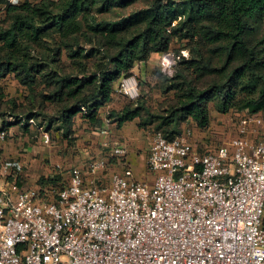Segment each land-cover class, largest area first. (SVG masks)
<instances>
[{
    "label": "built area",
    "instance_id": "2783aa9c",
    "mask_svg": "<svg viewBox=\"0 0 264 264\" xmlns=\"http://www.w3.org/2000/svg\"><path fill=\"white\" fill-rule=\"evenodd\" d=\"M21 1L0 0V14ZM180 52L160 56L163 75L188 58ZM114 95L139 98L133 71ZM229 121L236 134L212 146L191 131L170 140L156 132L149 181L128 161L106 176V157L71 167L65 185L21 190L12 180L21 163L1 162L0 264H264V123L245 112ZM6 137L0 130V144ZM127 155L116 145L108 157Z\"/></svg>",
    "mask_w": 264,
    "mask_h": 264
},
{
    "label": "trees",
    "instance_id": "16d2710c",
    "mask_svg": "<svg viewBox=\"0 0 264 264\" xmlns=\"http://www.w3.org/2000/svg\"><path fill=\"white\" fill-rule=\"evenodd\" d=\"M174 41L183 42L188 58L166 77L172 103L153 112L128 102L109 111L112 124L140 119L170 140L183 122L207 129L210 104L221 115L245 112L264 121V0H22L0 14V80L13 74L28 106L19 115L10 99L0 120L15 121L0 130L17 124L27 132L29 120H40L69 138L78 114L100 127L98 111L120 80L171 51ZM56 180L41 178V189Z\"/></svg>",
    "mask_w": 264,
    "mask_h": 264
},
{
    "label": "rangeland",
    "instance_id": "374dc122",
    "mask_svg": "<svg viewBox=\"0 0 264 264\" xmlns=\"http://www.w3.org/2000/svg\"><path fill=\"white\" fill-rule=\"evenodd\" d=\"M183 46V42L174 41L171 51L173 53L178 51V54L181 53L179 51H187ZM148 67L149 73L146 72L148 73L146 75L139 74L137 70L135 72L139 84V98L137 100L143 102L153 112H159L172 103L175 89L171 88L172 86L168 80L170 77L166 78L167 76L161 73L159 62H152ZM0 94L3 97L0 101V110L7 111L8 101L13 99L17 105V113L23 115L21 113L24 111L25 106H28L25 98L27 92L14 78L13 74H8L0 80ZM118 97L125 103L131 102L121 96ZM233 113L235 112L221 115L214 111L213 105L210 104L211 122L207 129L199 130L189 121L182 123L180 131L181 133L191 131L193 141L202 140L206 145L212 146L228 142L236 134L234 125L229 121V116H232ZM260 119L264 123L261 117ZM14 121L15 118L4 116L0 120V125L1 123L11 124ZM39 121L34 120L27 132L20 129L17 124L4 128L7 137L0 144V163L5 160L21 163L19 170H22V174H20L19 179L21 182L23 181V185L25 183L24 173L25 175L27 173L32 174L34 179L43 175L44 177L53 175L57 179L55 183L58 185L56 187L65 185L71 167H83L92 159L106 157L108 158V164L104 174L109 176L112 172L122 168L123 163L129 160L131 151L139 157V160L141 159L137 164V171L141 179L149 181L148 179L152 177L146 168L145 162L151 139L156 133L153 125L141 126V120L135 119L126 122L120 129L115 124L109 129L106 127L107 134L101 135L100 130L102 127L90 125L83 127L81 123H78L74 127L73 134L66 138L61 132L53 129L46 131L45 126H39V123H41ZM44 132L48 133V139L42 137ZM258 133L259 136H264V127L260 128ZM114 145H124L128 150L127 157L109 158L108 156ZM36 180L28 186H23V189L36 188Z\"/></svg>",
    "mask_w": 264,
    "mask_h": 264
},
{
    "label": "crops",
    "instance_id": "0c3cea01",
    "mask_svg": "<svg viewBox=\"0 0 264 264\" xmlns=\"http://www.w3.org/2000/svg\"><path fill=\"white\" fill-rule=\"evenodd\" d=\"M159 59H160V57L158 56V55H152L151 57H150V59L148 60V61H146L145 63H141V64H138V65H136L135 66V68L133 69V72L135 73L136 72V70L137 71H139V74L141 73V75H146V74H148L149 73V71H148V66H150L151 64H152V62H159ZM143 68H145V69H143ZM142 72H145V73H142ZM146 72H148V73H146ZM126 103L121 99V98H119L118 96H116V95H114L113 96V98H112V100L108 103V104H106L105 106H103V107H101L100 108V110L98 111V119L100 120V128L102 127H106L105 125H104V117H105V114H106V112L107 111H112V110H120V109H122L123 108V106L125 105ZM82 124L83 125V127H86V126H88V123L85 121V120H83L81 117H80V115L78 114L76 117H75V119H74V126H73V131H74V127H75V125L76 124ZM125 124V123H124ZM123 124V125H124ZM113 127L114 126V124H112V123H110L107 127H108V129H109V127ZM116 126V125H115ZM123 127V126H122ZM121 127V128H122ZM120 129V128H119ZM114 146H116V145H114ZM148 152V151H147ZM139 161H141V159L139 160V157H137L132 151H131V155L129 156V160H128V162L130 163V166L133 168V173H134V176H135V178L136 179H138V180H142L141 179V177L139 176L140 174L138 173V171H137V168H138V166H137V164H138V162ZM20 174H22V170H19V171H17V173L15 174V177L12 179L13 180V182L16 184V187L17 188H19V189H21V190H26V189H23V186L25 187V186H28L29 184H31V182H33V181H35L36 179V181H37V186H36V188H41L40 187V184H39V180L41 179V178H44V179H48V178H52L53 177V175H49V176H45L44 177V175L43 176H40L39 178L38 177H36L35 179L32 177V174H26L25 175V173H24V185L22 184L23 183V181L21 182V180L19 179V176H21ZM1 179V178H0ZM15 180V181H14ZM149 180V179H148ZM35 188V187H34Z\"/></svg>",
    "mask_w": 264,
    "mask_h": 264
}]
</instances>
